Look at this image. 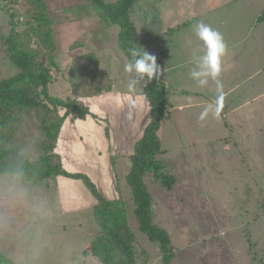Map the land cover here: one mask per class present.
Instances as JSON below:
<instances>
[{
  "label": "rangeland",
  "instance_id": "374dc122",
  "mask_svg": "<svg viewBox=\"0 0 264 264\" xmlns=\"http://www.w3.org/2000/svg\"><path fill=\"white\" fill-rule=\"evenodd\" d=\"M202 1L134 0L130 19L142 42L152 41L164 25L172 21L177 10H186L187 3L193 4L194 10L200 9ZM89 5L63 7L52 15L50 12L57 49L53 55L55 65L51 66V74L54 79L49 84V92L63 99H87L70 91L67 81L71 61L80 55L77 53L84 54L83 50L87 49L86 52L97 56L100 65L114 75L120 73L123 59L124 68L128 63L116 44L118 26L103 24ZM25 10V0H0V80L18 71L8 58L2 38L11 29L24 30ZM9 13L13 14L12 24ZM65 23L70 25L69 29ZM74 40L78 45L66 48ZM30 46L38 47L35 39ZM43 58L47 61V56ZM124 68L119 80L112 78V84L128 87L132 74ZM140 85L143 82L135 90ZM87 100L83 103L94 114L91 111L94 105ZM256 104L257 118L240 130L234 129L231 133L217 128V132L222 130L237 139L238 144L230 151L217 152V146H197L196 149L185 146L182 152L185 161L170 162L169 169L178 181L171 190L161 187L151 174L144 175L152 199L153 221L167 232L174 252L170 264H264L261 208L264 201V96ZM91 120L98 122L102 132L90 136L91 130L94 131ZM81 121L79 127L72 130L73 136L71 131L70 135L65 133V125L59 132L55 147L63 168L71 173L86 174L104 198H121L128 208V224L136 248L146 253L145 264H160L158 244L139 231L132 214L131 195L124 183L130 166L129 156L124 152L119 157L106 150V145L115 139L108 119L87 116ZM136 130L134 124L130 129L132 137ZM101 149L105 152L100 153ZM190 158L197 161H188ZM76 183L60 176L44 183L23 184L13 175H0V256L13 264H100L95 258L82 254L98 230L93 207L88 206V201L96 200L82 182Z\"/></svg>",
  "mask_w": 264,
  "mask_h": 264
},
{
  "label": "trees",
  "instance_id": "16d2710c",
  "mask_svg": "<svg viewBox=\"0 0 264 264\" xmlns=\"http://www.w3.org/2000/svg\"><path fill=\"white\" fill-rule=\"evenodd\" d=\"M90 2L89 7L99 14L103 24L118 26L116 44L127 61L131 59V47L146 50L130 19L134 0ZM25 6V19L21 21L24 30L11 29L2 38L8 58L18 71L0 80V175H13L23 184L44 183L60 176L82 182L96 200L92 214L98 229L82 254L95 258L100 264H145L146 253L136 248L128 224V208L122 199L104 198L86 174L71 173L62 166L55 145L66 118H99L81 100L50 94L49 84L54 79L51 66L55 65L56 52L53 21L43 0H25ZM12 19L13 14L9 13L10 24ZM257 21H264V10ZM33 39L38 43L35 49L30 46ZM153 55L162 68L165 55ZM67 81L70 91L82 99L100 96L112 89V79L93 53L72 59ZM173 91L156 79L144 85L142 95L149 105V122L134 143L124 178L138 229L149 241L158 244L160 264H170L174 252L167 232L153 221L152 199L143 177L151 174L154 181L167 190L176 182L167 165L158 159L162 153L158 131L161 122L170 116L168 97ZM261 208L264 213V201ZM0 264L13 263L0 256Z\"/></svg>",
  "mask_w": 264,
  "mask_h": 264
},
{
  "label": "crops",
  "instance_id": "0c3cea01",
  "mask_svg": "<svg viewBox=\"0 0 264 264\" xmlns=\"http://www.w3.org/2000/svg\"><path fill=\"white\" fill-rule=\"evenodd\" d=\"M43 2L51 15L63 7L91 3L90 0H43ZM201 3L200 9L196 10L193 4L187 3V9L177 10L176 15L171 17L172 21L164 25L157 37L152 41H143L146 50L151 54L165 55L162 66L164 72L159 80L170 90H174L168 97L171 105L170 116L161 122L158 131L162 150L158 159L167 165L172 175L174 172L169 169L170 162L185 161L182 155L185 146H194L195 149L197 146H217L216 151L222 153L230 151L232 146L236 147L237 139L229 136L230 134L225 135L222 130L221 133L217 132V128L232 133L234 129L240 130L248 125L247 123H251L258 116L259 109L257 111L256 103L264 96V21H257L264 10V0H203ZM199 21L218 29L228 46L219 77L224 85V99L218 114L213 107L203 119L200 117L204 109L209 104L215 105L217 91L214 82L210 81L207 86L200 87L189 77V70L193 67V52L202 54V42L194 34V26ZM68 23H65L67 24L65 27L69 29ZM90 24L91 22L87 25L88 29ZM75 41L69 42L66 48ZM86 50H83L84 54L89 53ZM81 53L77 54L83 55ZM122 61L118 75L105 69L115 81V78L119 80L122 74L125 60ZM100 67L104 69L101 65ZM143 87L140 85L131 92L128 87L114 83L108 93L93 97L92 100L85 99L94 105L95 111L93 109L91 111L96 116L108 119L114 130L115 139L105 148L119 157H122L124 152L127 153V157L132 154L134 143L149 122V105L142 95ZM143 118H146L145 122ZM90 122L94 130H91L90 136L94 132H102V127L96 124L98 122L95 120ZM81 123V120L67 117L63 123L65 133L70 135L71 131L73 136L72 130L78 128ZM134 124L137 130L132 137L130 129ZM102 152L105 151L101 149L100 153ZM190 160L197 161L196 158H190L188 161ZM174 177L175 186L178 181L175 175ZM76 182L72 180V183L77 185ZM95 204L96 201H88L91 208ZM83 206H86V203Z\"/></svg>",
  "mask_w": 264,
  "mask_h": 264
},
{
  "label": "clouds",
  "instance_id": "9594fccd",
  "mask_svg": "<svg viewBox=\"0 0 264 264\" xmlns=\"http://www.w3.org/2000/svg\"><path fill=\"white\" fill-rule=\"evenodd\" d=\"M196 38L202 42V54L193 52V67L189 70V77L200 87H205L210 81L216 85L217 97L215 105L209 104L201 114V119L215 107L216 114L224 99V85L220 80L223 57L227 53V44L223 34L216 28L199 21L194 26ZM131 59L125 65V72L132 74L128 81L129 90H135L136 86L143 82V86L153 79L159 80L164 69L156 62V56L149 54L143 47H131L129 49Z\"/></svg>",
  "mask_w": 264,
  "mask_h": 264
},
{
  "label": "built area",
  "instance_id": "2783aa9c",
  "mask_svg": "<svg viewBox=\"0 0 264 264\" xmlns=\"http://www.w3.org/2000/svg\"><path fill=\"white\" fill-rule=\"evenodd\" d=\"M22 20V19H21Z\"/></svg>",
  "mask_w": 264,
  "mask_h": 264
}]
</instances>
